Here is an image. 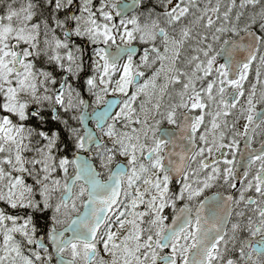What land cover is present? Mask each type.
<instances>
[{"label": "snow or ice", "instance_id": "6c2138e0", "mask_svg": "<svg viewBox=\"0 0 264 264\" xmlns=\"http://www.w3.org/2000/svg\"><path fill=\"white\" fill-rule=\"evenodd\" d=\"M0 264H264V0H0Z\"/></svg>", "mask_w": 264, "mask_h": 264}, {"label": "flooded vegetation", "instance_id": "af4514ba", "mask_svg": "<svg viewBox=\"0 0 264 264\" xmlns=\"http://www.w3.org/2000/svg\"><path fill=\"white\" fill-rule=\"evenodd\" d=\"M253 77H254V69H253ZM259 140H260V137L258 136L257 137V140H256V144L254 145L255 147H259ZM243 146V143L241 144V147ZM238 158H239V155H238ZM211 194V192H209V195Z\"/></svg>", "mask_w": 264, "mask_h": 264}, {"label": "rangeland", "instance_id": "374dc122", "mask_svg": "<svg viewBox=\"0 0 264 264\" xmlns=\"http://www.w3.org/2000/svg\"><path fill=\"white\" fill-rule=\"evenodd\" d=\"M223 2H224V3H226V2H227V0H223ZM213 3H215V0H213Z\"/></svg>", "mask_w": 264, "mask_h": 264}]
</instances>
